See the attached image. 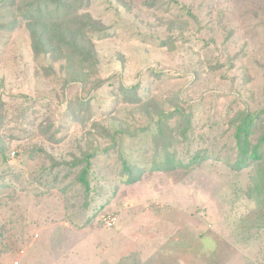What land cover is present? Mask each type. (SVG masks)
Instances as JSON below:
<instances>
[{"label": "rangeland", "instance_id": "374dc122", "mask_svg": "<svg viewBox=\"0 0 264 264\" xmlns=\"http://www.w3.org/2000/svg\"><path fill=\"white\" fill-rule=\"evenodd\" d=\"M33 1L0 0V264H264V165L230 162L227 125L264 119V0H88L85 63L34 51ZM191 109L177 157L204 158L155 168L144 129ZM92 151L88 193L74 163Z\"/></svg>", "mask_w": 264, "mask_h": 264}, {"label": "trees", "instance_id": "16d2710c", "mask_svg": "<svg viewBox=\"0 0 264 264\" xmlns=\"http://www.w3.org/2000/svg\"><path fill=\"white\" fill-rule=\"evenodd\" d=\"M87 1L35 0L28 3L24 7L22 17L30 32L34 51L38 54L61 55L66 59L77 60L79 63L96 62L95 46L90 39L87 40V35L88 32H101L103 28L98 27V23L94 22L87 12L80 13V9L85 6ZM148 1L149 6H154L160 0ZM183 8L186 9L188 15L195 18L189 8ZM72 11L76 17L74 20H70ZM170 42L173 41L171 40ZM139 89V84L124 87V90L130 91L136 100L142 99V96L138 94ZM83 105L84 100H80L78 106L82 107ZM76 108L75 106L71 107L70 113L72 115H76ZM260 113L242 110L231 117L227 116V125L229 130H232L231 136L234 140V145L231 146V149H234L237 154L236 158H233L234 161L231 159L230 162L238 169L252 164L264 165V126L262 125L264 119ZM180 117L184 119L183 122L179 119ZM194 117L195 109L189 110L188 113L182 111H176V114L163 112L144 129L149 131L150 144H152L155 151L157 150L156 156L161 157V160L155 164V168L168 171L177 167L195 164V162L204 158V155L201 156L198 153L193 155L191 161L184 165L181 159L177 157L179 154L178 143L183 144L188 140L189 132L194 129ZM2 120V108L0 107V129ZM158 151L162 155H159ZM0 152L4 155L1 141ZM95 154L96 151L86 153L83 160L77 159L78 161L74 163V166L79 167L78 179L88 193L91 190L90 175L92 174V158ZM122 160L126 170L132 174V163L125 157H122ZM137 179L138 177H133L128 180L133 182ZM261 183L264 186V175H261L260 189ZM3 184L0 183V187ZM260 195L264 196V193H260Z\"/></svg>", "mask_w": 264, "mask_h": 264}]
</instances>
